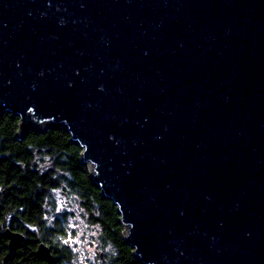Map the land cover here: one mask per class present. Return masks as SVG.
Returning a JSON list of instances; mask_svg holds the SVG:
<instances>
[{"label": "water", "instance_id": "1", "mask_svg": "<svg viewBox=\"0 0 264 264\" xmlns=\"http://www.w3.org/2000/svg\"><path fill=\"white\" fill-rule=\"evenodd\" d=\"M6 112L71 135L143 264H264V0H0Z\"/></svg>", "mask_w": 264, "mask_h": 264}, {"label": "trees", "instance_id": "2", "mask_svg": "<svg viewBox=\"0 0 264 264\" xmlns=\"http://www.w3.org/2000/svg\"><path fill=\"white\" fill-rule=\"evenodd\" d=\"M19 122L8 112L0 116V261L6 251L3 233L9 228L32 243L29 254L44 242L55 264H80L69 240L75 231L67 213L57 211L53 196L61 190L79 206L78 216L99 228L104 249L98 254L99 264H143L125 240L117 206L91 179L89 167L81 163L82 148L71 135L58 126L20 137ZM27 264L44 263L31 256Z\"/></svg>", "mask_w": 264, "mask_h": 264}, {"label": "rangeland", "instance_id": "3", "mask_svg": "<svg viewBox=\"0 0 264 264\" xmlns=\"http://www.w3.org/2000/svg\"><path fill=\"white\" fill-rule=\"evenodd\" d=\"M53 193L57 211L61 214L67 213L69 227L75 231L69 240L76 248L79 263L87 264L91 261L99 264L98 254L104 250L99 236V228L88 225L84 218L78 216L79 206L78 208L74 206L73 199L66 196L63 191L56 190Z\"/></svg>", "mask_w": 264, "mask_h": 264}, {"label": "flooded vegetation", "instance_id": "4", "mask_svg": "<svg viewBox=\"0 0 264 264\" xmlns=\"http://www.w3.org/2000/svg\"><path fill=\"white\" fill-rule=\"evenodd\" d=\"M5 239H6V245L4 246V248L6 249V251L1 256L0 264H27V260L31 259V256H36L34 254V252L37 250L38 245L40 243L37 245L36 249L33 250L32 253L29 254L28 249L31 248V245H30L31 242L28 243L27 240H25L24 243L20 247H18L15 254L9 258L8 257L9 253H10L9 239L6 237H5ZM40 261L43 262L44 264H47L45 261H42V260H40Z\"/></svg>", "mask_w": 264, "mask_h": 264}]
</instances>
